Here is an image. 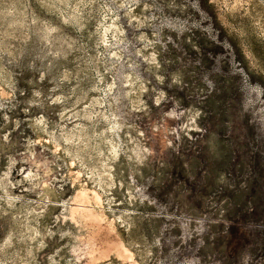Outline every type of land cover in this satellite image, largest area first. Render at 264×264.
Masks as SVG:
<instances>
[{
	"label": "rangeland",
	"instance_id": "obj_1",
	"mask_svg": "<svg viewBox=\"0 0 264 264\" xmlns=\"http://www.w3.org/2000/svg\"><path fill=\"white\" fill-rule=\"evenodd\" d=\"M0 264H264V0H0Z\"/></svg>",
	"mask_w": 264,
	"mask_h": 264
},
{
	"label": "bare ground",
	"instance_id": "obj_2",
	"mask_svg": "<svg viewBox=\"0 0 264 264\" xmlns=\"http://www.w3.org/2000/svg\"><path fill=\"white\" fill-rule=\"evenodd\" d=\"M165 127V126H164ZM169 127V126H168ZM170 129V128H169ZM166 131V128H165ZM165 137V136H164ZM164 147L162 148L164 152H167L168 146H166L165 144L163 145Z\"/></svg>",
	"mask_w": 264,
	"mask_h": 264
}]
</instances>
